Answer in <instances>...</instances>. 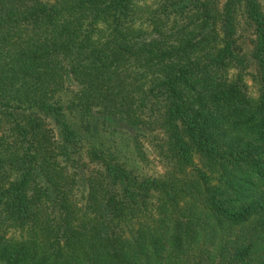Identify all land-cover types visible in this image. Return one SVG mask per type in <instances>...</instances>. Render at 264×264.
<instances>
[{"label": "trees", "instance_id": "1", "mask_svg": "<svg viewBox=\"0 0 264 264\" xmlns=\"http://www.w3.org/2000/svg\"><path fill=\"white\" fill-rule=\"evenodd\" d=\"M141 1L0 0V264H264V0ZM133 73L158 176L105 145Z\"/></svg>", "mask_w": 264, "mask_h": 264}, {"label": "rangeland", "instance_id": "2", "mask_svg": "<svg viewBox=\"0 0 264 264\" xmlns=\"http://www.w3.org/2000/svg\"><path fill=\"white\" fill-rule=\"evenodd\" d=\"M213 6H219L220 0H208ZM147 6H150L155 0H145ZM237 30L239 41L242 46V51L247 63V80L249 85V92L251 94L256 93V83L251 78L255 73V61L253 59V41L254 34L251 26L246 22L243 14L239 11L237 15ZM133 80H129V86L126 90V100L124 104L122 101H118V104L113 108V100H108L105 94V145L116 150V153L121 161H125L141 174L150 176H158L164 172L165 161H168L167 151L165 148H160L163 143L162 135L155 129L148 126L145 121V116L149 115L156 106L152 103H148L146 108L139 105V91L138 87H141L142 80L135 73L132 74ZM86 88V87H85ZM84 88V89H85ZM78 91L81 89L80 85L77 86ZM141 94V91H140ZM97 101V100H96ZM116 109L118 116L122 117V125H119L122 129H116L111 121L108 120L107 113L110 109ZM149 108L151 110H149ZM97 118L100 114L95 115ZM112 128H107L111 127ZM137 143L142 147L144 155L138 156L137 150L134 149V143ZM164 160V162H162ZM93 168L97 170L98 165H94ZM94 170V171H95Z\"/></svg>", "mask_w": 264, "mask_h": 264}]
</instances>
